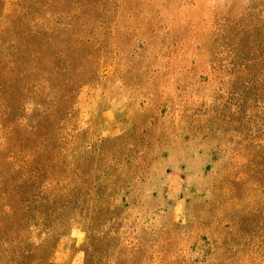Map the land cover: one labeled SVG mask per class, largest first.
<instances>
[{"label": "rangeland", "instance_id": "rangeland-1", "mask_svg": "<svg viewBox=\"0 0 264 264\" xmlns=\"http://www.w3.org/2000/svg\"><path fill=\"white\" fill-rule=\"evenodd\" d=\"M0 264H264V0H0Z\"/></svg>", "mask_w": 264, "mask_h": 264}]
</instances>
